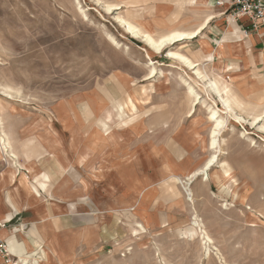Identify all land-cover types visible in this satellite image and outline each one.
<instances>
[{
	"label": "rangeland",
	"instance_id": "374dc122",
	"mask_svg": "<svg viewBox=\"0 0 264 264\" xmlns=\"http://www.w3.org/2000/svg\"><path fill=\"white\" fill-rule=\"evenodd\" d=\"M128 1L132 0H0L3 131L7 133L5 125L27 124L29 117L40 113L53 116L68 128L73 114L78 115L79 110L89 114L93 109L104 114V119L92 121L99 125L94 137L97 144L110 129L119 130L131 123L134 115L145 121L146 128L156 125L151 127L156 132L168 129L170 123L178 124L183 131L196 121V143L180 149L177 155L179 166L189 162L195 168H178L183 175L166 181L162 177L161 201L152 217L145 211L134 212L115 205L108 210V196H96V205L101 209L92 219L86 215L77 218L83 231L75 248L68 247L75 240L76 229L70 222L73 220L63 216L52 218L51 225L55 232L51 236L61 248L55 249L51 240L35 244L18 232L10 236L23 243L24 251L18 254L8 246L9 250L20 262L28 264H264V130L259 128L264 126V115L256 126L250 124L252 116L264 109V28L253 32L248 28L245 33L230 20L213 19L219 13L212 12L201 21L205 27L197 38L176 42L155 53L114 21L119 15L135 22L137 13L135 8H127ZM202 1L200 7L207 8ZM213 1L215 12H220L217 0ZM149 2L143 0L146 6ZM113 4L119 7L107 13L104 6ZM145 10L144 15L150 14L148 8ZM183 11L170 10L166 17L180 19ZM138 21L134 24L141 27ZM170 29L174 28L159 26L154 33L150 25L145 28L154 37ZM252 33L259 37L256 44ZM213 47H217L221 67L218 61L208 59L210 52L214 54ZM168 50L201 62L200 70L217 79L221 87L231 89L232 97H237V103L232 104L234 113L245 118V122H237L225 113L217 94L205 89L192 69L167 57ZM150 67L156 69V74L147 78ZM188 85L200 99L194 107ZM7 88L12 90V98L2 95V89ZM81 94L86 102L80 103ZM208 105L218 108L226 122L218 138V160L210 170L202 171L212 154L208 146L212 125L207 119ZM191 107L193 117L189 114ZM151 113L160 117L146 121V114ZM126 115L131 117L123 120ZM169 118L178 120L169 122ZM50 128L54 130L52 122ZM0 155L2 162H11L7 154ZM18 159L17 156V162ZM169 168L176 172L172 164ZM196 170L197 179L188 183ZM196 189L198 193L194 192ZM188 192L193 196H188ZM34 196L25 199L30 205L42 204L41 196ZM10 197L14 198L10 199L14 205L11 211H17L18 198ZM42 197L50 203L73 198ZM10 213L2 215L0 209V221L12 217ZM86 225L92 228L90 232H84ZM6 238L9 245V237ZM0 264H6L2 258Z\"/></svg>",
	"mask_w": 264,
	"mask_h": 264
},
{
	"label": "crops",
	"instance_id": "0c3cea01",
	"mask_svg": "<svg viewBox=\"0 0 264 264\" xmlns=\"http://www.w3.org/2000/svg\"><path fill=\"white\" fill-rule=\"evenodd\" d=\"M202 2V0H150L146 6L143 0H132L131 3L128 1L127 8H135L137 16L134 21L139 20L137 24L143 29L150 25L154 33L156 27L164 25H169L174 29H192L200 24L208 13L212 12L221 14H217L213 19L221 17V20H229L232 18L228 3L216 5V8L221 11L215 12L216 9L212 7L215 1L205 0L207 8L200 7ZM147 8L150 14L144 15L143 11ZM179 8L184 10L180 19L173 20V18L166 17L168 11ZM234 23L241 30L248 29L250 26L246 18H240ZM260 28L263 29L264 25ZM250 35L254 36L255 44L259 42L256 41L259 40L257 34ZM216 48L213 47L214 60L218 61L221 67V57H217ZM202 53L205 52L202 51ZM197 62L199 65L202 64ZM203 62H205L204 58ZM81 102H86L82 94L80 95ZM92 110L89 114H84L80 110L78 115L73 114L69 118L71 124L68 128H64L58 119L47 113L29 117L27 124L22 123L9 127L5 125L12 150L19 158V168L8 159L2 162V155H0V196L3 205L0 209L2 215L12 213L11 220L7 221L5 227L7 232L1 234V238L7 239L6 237H10L12 233L17 235L18 232H22L26 234L29 241L34 242L35 240L45 244L51 240L54 248L59 249L61 247L55 242V236H51L55 233L54 229H51V225H54L52 218L66 216L72 218L71 227L76 229L75 240L68 247L75 248L76 241L81 242L83 231H81V220L77 218L86 215L85 217L92 219L95 212L101 209L96 205V196H108L107 200L111 202L108 210L115 205L125 210L145 211L152 217L153 211L157 209V204L161 201L162 177L165 176L162 181H166L174 175L182 174L177 171L178 168L183 170L195 168L189 162L184 163V166H179L177 155L180 149L196 143V121L190 123L183 131L179 130L178 124L170 123L168 129H162L164 132H156L155 128H151L156 125L152 124L151 127L146 128L145 121L134 115L132 122L127 126L119 130L110 129L108 134L104 133L101 141L94 144L95 133L99 125H94L92 121L104 119V114L95 113ZM146 115L148 117L146 121L151 122L160 117L155 113ZM130 117L126 115L122 119ZM190 117H193V114ZM175 119L169 118V122ZM6 121L5 118V124ZM50 122L54 130L50 128ZM171 164L176 168L175 173L169 168ZM12 171H15V183L10 181ZM20 174H24L27 181L36 186L38 191L34 190L38 192L37 194L27 193L23 189L24 184H19L18 181ZM31 191L32 189L28 190V192ZM194 192L198 193L197 189ZM34 195L41 196L42 204L30 205L25 199L20 203L17 211H11V206H14L11 200L14 198L6 199V196ZM42 196H73V198L68 201L62 199L50 203ZM85 200L89 203H85ZM69 201L73 202L69 204L67 203ZM73 225L76 227L74 228ZM91 230L90 225L84 228V232Z\"/></svg>",
	"mask_w": 264,
	"mask_h": 264
},
{
	"label": "bare ground",
	"instance_id": "6f19581e",
	"mask_svg": "<svg viewBox=\"0 0 264 264\" xmlns=\"http://www.w3.org/2000/svg\"><path fill=\"white\" fill-rule=\"evenodd\" d=\"M96 2H99V0H96ZM104 7H105V10L107 11V13H111V11L113 9H117L119 6L113 4V5H105ZM229 20L232 23H234L232 18H230ZM114 21L120 27H122L124 32H126L131 38L139 39L143 43V45L145 47H147L148 49H150L151 51H153L155 53L161 52L164 48H166V47H168L170 45H173L176 42L183 41V40H188V39H191V38H195L199 33H201L202 29L205 27L204 26L205 24L203 22L197 28H195L193 30L175 28V29H170L165 34H162V35H160L158 37H154L150 31L145 30L142 27H138L137 25H135L131 21L123 18L122 16H119V15L115 16L114 17ZM110 38H111L112 42L115 43L114 39L112 37H110ZM166 56L169 57V58L175 59L180 64L186 66L187 68L192 69L194 71V74L199 79H201L203 81L204 88L208 89V90H211V91H213L214 93L217 94V96L219 98V101L222 102L223 105H224L225 113H228L229 115H231L234 118V120L237 121V122H240V123L245 122V118L241 117L240 115H236V113H234L232 104L235 103V102L237 103V100H236L237 97H236V99L234 98V96L232 97V94L230 93L231 89L227 88L226 86L221 87L219 85V81L217 79L209 78L208 75L203 70H200V67H199L200 65H199V63L197 61L191 60L190 58H188L183 53L178 52V51L168 50L166 52ZM208 59L214 61V54L212 52H210V54L208 55ZM155 74H156V69L154 67H150L146 77L147 78H151V77H154ZM2 88H4V87H2ZM187 88H188V92L192 96V106L194 107V105L196 103H198L200 99L198 97V94L193 91V87L192 86L188 85ZM7 89L8 90L2 89V92H1L2 95L6 96L7 98H12V96H13L12 90H10V88H7ZM223 95H225V96H223ZM193 107H191V109L189 111V114H191L193 112V109H192ZM207 110H208L207 119L212 123L210 131H209V142H208V146H209V149L212 150V154L207 159V161L204 163V166L201 169L202 171L210 170L211 167L214 165V163H216L217 160H218V155L221 152V148H220V144H219V139L218 138H219V136L221 134L222 127L225 125V122H226L225 118L222 117L223 115L221 116L218 108L208 105L207 106ZM263 115H264V109L259 114L252 116L250 124L256 126L258 124V122L262 119ZM259 128L264 130V126L263 125L259 126ZM8 137L9 136H7V133H5L3 131V122H2V119H0V154H2V153L3 154H7L8 157L11 158L10 159L11 163H13L17 168H19V166H18L19 164L17 162V155L11 149V145H10L11 143H10V140H9ZM198 173H199L198 171L195 172V173H192V175L189 176V179L187 180L188 183L192 182L193 179H197L195 176L198 175ZM15 180H16L15 171H12L11 177H10V181L11 182H15ZM206 180H207V175H206L204 181L206 182ZM18 181H19V184H24V187L27 188L28 190L34 188L27 181V179H26L24 174H21L20 179H18ZM33 191H35V190L33 189ZM35 193H37V192L35 191ZM187 195L188 196H193L192 192H188ZM240 196H243V195H240ZM16 197L18 198L17 199V204H20L23 200H25V196H16ZM34 197H36V196H34ZM7 199L9 200L10 196H7ZM10 217H8L7 219L6 218H4V219L6 221H9L8 219ZM4 228L0 229V238H1V234H4L5 232H7L6 228L5 229ZM18 236H20V235H18ZM8 239H9V241H8L9 242V247L13 251L15 250V252H17L18 254L23 253V251H24L23 243H19L12 236H10ZM34 243L38 244L37 241H34ZM20 251H22V252H20Z\"/></svg>",
	"mask_w": 264,
	"mask_h": 264
},
{
	"label": "built area",
	"instance_id": "2783aa9c",
	"mask_svg": "<svg viewBox=\"0 0 264 264\" xmlns=\"http://www.w3.org/2000/svg\"><path fill=\"white\" fill-rule=\"evenodd\" d=\"M228 3L230 6V16L234 21H238L240 18H246L249 21V30L256 31L262 25H264V0H217V5ZM246 28H243V32L247 33ZM7 226V221H0V229ZM0 258L4 260L6 264H28L20 262L18 256H15L9 250L7 241L4 238H0Z\"/></svg>",
	"mask_w": 264,
	"mask_h": 264
}]
</instances>
